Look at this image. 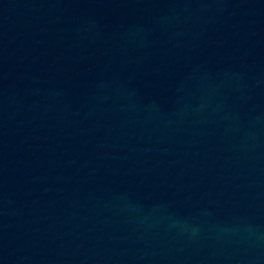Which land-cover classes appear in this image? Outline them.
<instances>
[{"label":"water","instance_id":"95a60500","mask_svg":"<svg viewBox=\"0 0 264 264\" xmlns=\"http://www.w3.org/2000/svg\"><path fill=\"white\" fill-rule=\"evenodd\" d=\"M0 264H264V0H0Z\"/></svg>","mask_w":264,"mask_h":264}]
</instances>
